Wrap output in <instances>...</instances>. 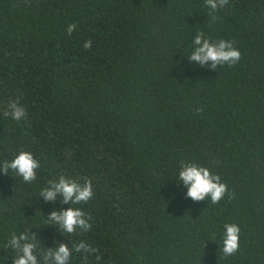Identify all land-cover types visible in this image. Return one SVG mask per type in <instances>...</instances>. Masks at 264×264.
<instances>
[{
  "label": "trees",
  "instance_id": "1",
  "mask_svg": "<svg viewBox=\"0 0 264 264\" xmlns=\"http://www.w3.org/2000/svg\"><path fill=\"white\" fill-rule=\"evenodd\" d=\"M197 32L234 41L240 61H189ZM17 97L27 119L3 115ZM21 150L41 167L32 184L0 171V264H12L13 231L41 249H98L69 264H264V0L215 13L205 0H0V163ZM182 161L218 174L225 197L186 198ZM60 175L90 179L93 198L45 202ZM69 206L93 227L45 224ZM226 223L240 228L230 256Z\"/></svg>",
  "mask_w": 264,
  "mask_h": 264
},
{
  "label": "clouds",
  "instance_id": "2",
  "mask_svg": "<svg viewBox=\"0 0 264 264\" xmlns=\"http://www.w3.org/2000/svg\"><path fill=\"white\" fill-rule=\"evenodd\" d=\"M229 2L230 0H205L206 6L212 9L213 13L217 9L226 8ZM211 18L215 20L216 16L211 15ZM76 27L75 23L69 24L66 28L67 34L71 36ZM91 43V40L85 41L84 48H91ZM192 43L195 47L188 55V60L198 62L201 67L212 69L222 65L232 67L240 61L241 51L232 40H212L203 32H197ZM7 109L3 112L5 117L10 116L16 121L27 119L26 107L20 102L19 97L9 100ZM195 111L200 112L202 109L196 108ZM40 167V162L28 150H21L11 160L6 159L0 163V171L8 174L11 170L26 184H32L37 180V170ZM178 178L187 188L186 198L194 202L210 198L212 203H219L228 192L227 185L221 182L218 174H213L208 167L198 166L196 163L182 161ZM48 184L49 186L40 190L45 202H55L59 197L62 204L79 205L87 203L94 195L93 183L87 178L83 183H79L71 177L60 175L58 181L50 180ZM91 221L92 216L82 208L69 206L59 211L54 208L48 214L45 224L59 226L61 233L73 234L78 230L84 232L90 230L93 227ZM224 230L223 253L225 256L234 255L239 248L240 228L235 223H226ZM6 249L14 250L12 264H40L41 259L43 264H69L73 252L86 254L98 252V249L84 240H80L71 248L68 244L59 242L55 247L41 249L37 236L27 231L19 233L13 231L5 245V252ZM96 259L99 260L100 256L97 255Z\"/></svg>",
  "mask_w": 264,
  "mask_h": 264
}]
</instances>
